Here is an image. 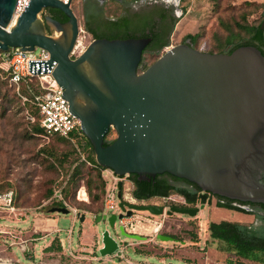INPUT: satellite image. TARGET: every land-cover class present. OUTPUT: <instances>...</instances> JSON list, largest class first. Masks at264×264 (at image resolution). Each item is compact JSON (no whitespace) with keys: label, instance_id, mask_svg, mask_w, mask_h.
<instances>
[{"label":"water","instance_id":"95a60500","mask_svg":"<svg viewBox=\"0 0 264 264\" xmlns=\"http://www.w3.org/2000/svg\"><path fill=\"white\" fill-rule=\"evenodd\" d=\"M16 1L0 0V53L16 48L49 53L50 63H55L52 76L100 168L134 175L138 182L168 174L196 185L202 200L209 193L264 205V56L258 49L244 46L231 54H211L182 43L139 73L150 37L92 40L72 58L79 36L72 0H31L14 20ZM48 9L60 11L67 21L52 19ZM110 130L115 139L104 146ZM204 207L170 208L165 214L195 217ZM119 208L127 218L133 211L164 213L153 205H132L126 211L120 203ZM48 213L68 215L70 210L52 207ZM123 218L97 215L94 222L114 228ZM119 233L127 240H144L122 226ZM156 239L173 242L163 234ZM99 244L100 258L117 250L107 230Z\"/></svg>","mask_w":264,"mask_h":264},{"label":"rangeland","instance_id":"374dc122","mask_svg":"<svg viewBox=\"0 0 264 264\" xmlns=\"http://www.w3.org/2000/svg\"><path fill=\"white\" fill-rule=\"evenodd\" d=\"M83 7L84 3L81 0H72L70 5L72 12L77 17L79 28L83 31L79 34L78 39L85 44H89L92 37L84 30ZM181 7L184 15L174 26L169 39L170 45L181 44L183 38L188 34H198L197 49L207 52L208 50L216 51L217 48H220V45L224 43L230 33L238 34L239 31L234 22L239 21L241 15L247 14V21L251 24L259 23L264 11V0H182ZM100 8L103 19H117L123 14L121 13V7L115 3H107ZM239 34L240 36L244 35L243 33ZM165 50L166 48L161 54ZM146 61L149 65L154 59L146 57ZM2 80L3 77L0 71V82ZM8 96L13 97L11 93ZM27 132V120L20 109V104L14 98L12 104L9 105L0 96V196L7 192H13L10 207L5 208V210L0 209V264H42L38 262V259L35 262L34 258L33 260L26 259L19 251L22 236L23 238H28V236L19 235L15 228H23L27 224H19L15 219H20L22 214L24 216V214H30L34 210L48 213V210L53 207L47 204L46 192L56 178L57 171L49 167L50 160L36 154L37 150L47 145L56 152L59 158L72 150L71 145L58 143L51 138L47 141L40 138L28 139ZM75 150L80 155L81 160H84L86 154L77 151L76 148ZM77 156V154L76 156L72 155L63 168H60L63 174L71 171L73 166L69 167L70 162ZM81 187L86 189L88 202H80L76 199L77 192ZM74 191L75 197L72 201L71 197ZM170 197L176 199L173 194ZM68 199L70 206L78 209L96 208L98 205V203L92 204L85 179L79 182L76 190L73 188L69 190ZM155 203L158 204V200H148L143 205L150 206ZM171 204L177 203L169 201L167 206L169 207ZM0 206H4V204H0ZM10 208H13V210H10ZM135 213L141 217L150 218L153 222L163 224L160 234L174 235L176 240L174 242L154 240L145 245H140L139 249L136 250L137 253H133L131 249H128L126 257L132 264H138L136 262L160 264L162 259H165L169 264H227L229 260H234V256L218 251L220 245L209 238L208 224L221 220L255 224V220L251 215L216 208L215 199H210L205 204L204 209L199 211L195 217L173 214L171 218H167V215L157 217L143 211ZM50 215L60 218V229L65 231L70 228L72 213L65 216L60 214ZM136 225L139 228L138 230L146 235L152 228L151 225L143 222H138ZM81 226H83L90 244L93 241L92 238H100L105 230L109 232L112 238L116 239L120 236V222L118 219L114 228H111L104 221L95 224L94 219L86 215L83 224L80 222L75 224L74 239ZM193 235L196 238H192ZM60 237L64 238L65 232H62ZM126 242L130 243L127 239ZM41 245L38 244V247ZM4 249H7L6 252H3ZM96 249L98 251L99 246ZM30 251L34 255V252ZM97 251L96 256L100 257ZM62 263L76 264L69 262L67 259H62ZM121 263H124V261L117 259L105 261L103 264ZM51 264H55V262ZM244 264L256 263L244 261Z\"/></svg>","mask_w":264,"mask_h":264},{"label":"trees","instance_id":"16d2710c","mask_svg":"<svg viewBox=\"0 0 264 264\" xmlns=\"http://www.w3.org/2000/svg\"><path fill=\"white\" fill-rule=\"evenodd\" d=\"M46 13H48L52 19L58 21L55 16L56 13H59L58 11L48 9ZM247 18L248 15L243 14L240 16L239 21L234 22L235 27L239 31L237 35L230 33L224 43L220 45V48H217L216 51L208 50L207 52L211 54H231L234 50L240 47L252 46L258 49L264 56V27L261 28L262 23L264 22V11L262 12L260 22L257 24L249 23ZM83 19L84 30L91 35L92 40L103 38L108 40H125L129 38L150 37L151 42L144 50L141 62L138 66L139 73L156 61L160 57L161 52L170 46V35L174 26L178 22V20L174 19L171 23H169L165 15L163 16V14L157 13L144 18L127 14L126 16H121L117 19H103L101 8L96 3L91 2L87 3L83 7ZM239 33H243L244 35L240 36ZM198 39V34H188L183 38L182 43L189 40L192 47L197 49ZM146 57L153 58L154 61L147 65ZM29 89H31L34 93L38 92L39 89L36 79H33L30 82ZM9 93L13 96L12 98L8 96ZM21 93L31 98L30 93L24 86L21 88ZM0 96L9 105L12 104V100L14 98L16 99V102L20 104V109L23 111L27 120V138L42 139L44 130L41 128L39 110L35 107V105L32 103L22 104L20 97L16 94L15 87L10 85L8 80L5 78H3L2 82H0ZM27 115L34 118L33 123L27 119ZM114 136L115 131L110 130L104 138V146L111 144L115 139ZM51 139L61 144L71 145L72 150L69 153L63 154L60 158L57 156L56 152L47 145L42 146L37 150L36 154L50 160L51 162L49 167L52 170L57 171L56 178L53 180L51 187L46 192L47 200L52 197L55 189L61 188L64 185L62 195L68 202L69 190L71 188L76 190L79 182L85 179L86 188L91 197L92 204L95 205L98 203V205L96 208H73L80 212H88L93 215L102 213L103 198L105 195V182L102 175L103 168H100L96 164L89 141L84 136L79 137L76 140V144L80 152L84 153V155L86 154V156H84L85 159L81 160L80 155L76 152L71 142L58 136H52ZM76 154L79 157L77 156L70 162L69 167L71 168L73 166L71 171H67L65 172L66 174H63L60 168H63L68 159L72 155L76 156ZM130 178L134 186L132 195L138 201L149 200L153 197H168L174 193L185 195L188 198V194L185 190L178 188L174 183L163 177H156L155 179H150L148 182H138L137 177L134 175H130ZM261 183L264 184V179ZM194 187L196 188V191L191 193L192 198L191 196L188 198V201L192 205H195L196 193L200 192V189L196 185H194ZM74 197L75 191L71 197L72 201H74ZM214 198L217 200L215 203L216 208L251 215L255 220V224L227 220L210 222L208 224L207 230L209 238L220 245L218 251L234 256V260H229L227 264H244V261L264 264V205L232 202L228 199L216 196H214ZM55 206L57 205L54 204L53 207ZM243 207H247L249 210H244ZM172 236L176 238V236ZM192 238L196 237L193 235Z\"/></svg>","mask_w":264,"mask_h":264},{"label":"built area","instance_id":"2783aa9c","mask_svg":"<svg viewBox=\"0 0 264 264\" xmlns=\"http://www.w3.org/2000/svg\"><path fill=\"white\" fill-rule=\"evenodd\" d=\"M64 4H67L69 0H59ZM31 0H17L14 12V20L18 18L29 5ZM83 31L79 28V34ZM79 37V36H78ZM88 43L85 44L82 40L77 39L74 49L71 53V57H77L80 55ZM171 47V46H170ZM170 47L166 48L168 50ZM55 69V63H50V55L47 51L36 48L33 52H22L16 48L8 53H0V71L1 76L8 80V83L15 87L16 94L20 97L22 104L32 103L39 110L41 128L44 130L43 140H49L52 136H58L71 142L77 151H80L76 140L79 137L84 136L80 129V122L70 112L69 104L63 96V89L58 85L56 80L53 78L52 73ZM36 79L38 83V92L34 93L29 89L30 82ZM25 87L31 95V98L21 93V88ZM27 114V113H26ZM27 119L30 122H34V118L27 115ZM103 179L105 182V195L103 198V212L98 215L106 216V219L110 216H119L123 214L124 218L119 220L120 226L124 228L127 234L144 236L145 238H156L161 233L163 224L153 222L150 218H144L136 215L133 211L129 218L125 217V213L119 208L120 203H123L125 210H128V206L132 205H143L140 204L132 195L133 193V182L130 175L119 176L116 175L112 170H102ZM55 189L52 197L47 201V204L55 207L66 208L73 214V220L78 221L81 214L75 208L71 207L69 203L63 198L62 189ZM82 193L87 197L86 201H83ZM13 192H7L0 196V209L5 210L9 208L12 202ZM76 199L80 202H88V195L85 187H81L78 192ZM152 200H158V204L155 203L153 206L162 208L164 213L157 217H163L166 215L169 207L167 204L169 201H174L170 196L161 197ZM7 210V209H6ZM10 210H13V208ZM151 215V214H150ZM143 222L152 226L148 234H142L137 228V223ZM118 236L117 250L107 258L113 260L114 258L123 260L125 264H131L128 257V249L132 246L131 243H127L126 239H121ZM25 242L20 243V250L24 252ZM122 264V263H121ZM160 264H169L165 260H161Z\"/></svg>","mask_w":264,"mask_h":264},{"label":"crops","instance_id":"0c3cea01","mask_svg":"<svg viewBox=\"0 0 264 264\" xmlns=\"http://www.w3.org/2000/svg\"><path fill=\"white\" fill-rule=\"evenodd\" d=\"M86 215L91 216L94 220L97 216L86 212L84 214V221L81 224L85 222ZM20 217V219H15L16 222L27 225L23 228L15 229H17L16 231H18L19 235L28 236V238H23L22 236L21 241L25 242V248L22 250L24 252H22V254L29 260H33L34 258L35 262L38 259V262L42 264H51L53 262H55V264H65L62 263V259H67L69 262L76 264H95L98 260H101L103 263L108 261L107 258H100L96 256L97 246L100 248V238H92L93 241L90 244L88 242V238H86L83 226H81L76 238L74 239V226L77 222H79V220L74 221L73 217L71 219L70 228L65 231L59 228V217L51 216L49 213H45L43 211L34 210L32 213L24 214V216L22 214ZM62 232H65L64 238L60 237ZM38 244L42 245L38 247ZM30 250L34 252V255L31 254ZM19 251H21L20 247ZM136 263L147 264L145 262Z\"/></svg>","mask_w":264,"mask_h":264},{"label":"flooded vegetation","instance_id":"af4514ba","mask_svg":"<svg viewBox=\"0 0 264 264\" xmlns=\"http://www.w3.org/2000/svg\"><path fill=\"white\" fill-rule=\"evenodd\" d=\"M81 1L84 3V5L91 2V3H96L99 7H103L107 3H115L121 7V9H122L121 13H123L122 16H126L127 14L129 15L131 13V16H137L139 18H144V17H149L150 15H152L154 13L163 14V16L164 15L166 16V19L169 23H171L174 19L178 20V22H179V20H181L183 15H184L182 7H181L182 0H112V1L104 0L103 2H100L97 0H81ZM55 11H58V10H55ZM58 12L59 13L55 14V16L58 19V22L65 23L67 21V18L60 11H58ZM46 15H48V13H46ZM65 18H66V20H65ZM188 42H190V41L188 40L185 43H188ZM156 177H163V178L167 179L168 181L174 183L178 188L185 190L188 194V198H189V196H191L192 192L196 191V188L194 187V185L192 183H189L185 180L177 179V178L170 176L168 174L157 175L151 179H155ZM196 194L197 195H196V199H195V205H192L188 201L187 196L180 195L178 193H174L173 195L176 196V199H174V201L177 204L169 206V209L170 208L194 209V208H197L198 206H200L202 204H204V205L207 204L210 199H215L213 195H211L209 193H204V195L206 196V199L202 200L201 198L203 195H202L201 190H200V192H197ZM156 198H161V197H153L149 200L156 199ZM191 198H192V196H191ZM145 201H148V200H145ZM145 201H138V202H140V204H143ZM216 202H217V200L215 199V203ZM232 202H235V201H232ZM232 204H235V203H232ZM173 214H176V213H173ZM172 215L167 216V218H171ZM166 236L172 238L173 242L176 240L172 235L166 234ZM141 237H144V236H141ZM154 240H157V239L144 237V240H141V241L129 240L130 243L132 244V246L129 249H131L133 251V253H137L136 250L139 249L140 245H145L148 242H153ZM6 250L7 249H4L3 252H6ZM26 259H28V258H26ZM113 260H117V259L114 258ZM95 264H103V262L101 260H98V261H96Z\"/></svg>","mask_w":264,"mask_h":264},{"label":"bare ground","instance_id":"6f19581e","mask_svg":"<svg viewBox=\"0 0 264 264\" xmlns=\"http://www.w3.org/2000/svg\"><path fill=\"white\" fill-rule=\"evenodd\" d=\"M82 197H83V201H86L87 200V197H86V195L84 194V193H82Z\"/></svg>","mask_w":264,"mask_h":264}]
</instances>
